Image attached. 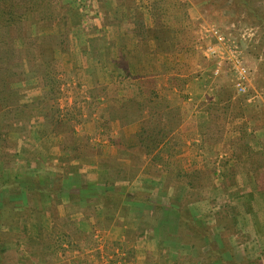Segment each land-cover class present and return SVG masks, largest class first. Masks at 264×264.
<instances>
[{
	"label": "rangeland",
	"instance_id": "1",
	"mask_svg": "<svg viewBox=\"0 0 264 264\" xmlns=\"http://www.w3.org/2000/svg\"><path fill=\"white\" fill-rule=\"evenodd\" d=\"M51 3L46 17L58 11L57 17L54 21L29 24L26 33L18 32L12 43L13 61L9 59L6 63L8 52L0 46V57L5 58L0 68L11 74L8 82L14 90L3 100L0 97V246L3 251L7 250L5 244L15 243L20 237L13 227L26 217L24 210L15 208L10 194L14 198L19 189L42 187L50 189L52 196L66 191V181L62 179L67 180L66 173L70 175L72 166L76 171L91 169L83 168L95 163H79V159L90 160V148L111 132L104 129L112 122L141 121V129L135 135L140 143L142 137L147 143L171 137L177 140L171 149L175 148L176 156L182 155V135L172 134L195 110L196 105L187 93L190 81H200L208 70V82L200 88L206 100L197 106L206 113L210 147H222L201 162H186L181 156L176 161L156 157L170 180L177 184L178 199L183 198L177 201L174 229L169 237H180L191 246L194 264H201V257L206 261L202 264H213V252L219 254L224 264H264V0H51ZM158 21L171 30L172 43L154 39L159 36L153 32ZM122 23L134 24L137 38L153 42L156 47L153 51L165 56L160 74L168 78L167 87H163L164 83L158 87L159 79L153 74L143 75L147 73L143 71L145 67L130 71L118 61L110 70L105 45L112 35L113 39L117 38L115 34H119ZM212 25L231 35L237 53L249 69L250 79L244 94L234 87L228 60L222 61L220 74L213 75L217 61L207 54L203 44L211 42L206 39L205 29ZM30 41L42 45V52L36 47L26 49ZM169 45L172 52L164 49ZM119 51L116 57L124 58ZM228 52L232 55L233 49ZM10 67L12 73L8 72ZM95 94L101 96L96 98ZM11 100L19 107V114L14 107V116L9 115L7 108L13 106ZM143 109L148 112L144 113ZM236 133H240V139L232 136ZM242 141L252 144L246 149L250 162L234 168L235 152L239 150L236 145H242ZM57 142L69 153L61 162L40 154L41 149L46 153V145L53 148L52 143ZM163 150L166 155V146ZM74 160L78 163L73 165ZM141 164L138 162L129 172H122L120 162L112 163L108 178L119 177L124 172L136 173ZM103 168L100 165L97 169ZM55 175L57 179L53 178ZM117 182L101 181L106 191L97 194L96 203L114 205L106 215L120 212L117 205L122 197L115 191L120 187ZM83 184L82 178L77 186L79 192L92 190ZM135 193L138 192L133 190L128 198L137 201L143 196ZM85 196L88 205L96 199L93 190L85 191ZM164 196L161 201L166 200ZM32 197L42 201L39 194L33 193ZM75 197L80 198V194L76 193ZM95 214L91 205L85 210L84 219L95 218ZM201 214L205 221L199 218ZM67 229L81 240L82 246L74 248L90 250V255L83 256L79 264H153L151 248L145 250L144 240L109 243L99 235L92 237L87 230ZM150 233L146 231L148 237ZM205 237L222 238L210 242L209 252L200 256L197 249L203 250L200 246L205 243ZM223 237L236 238L230 243ZM3 257L0 264L17 261L15 257Z\"/></svg>",
	"mask_w": 264,
	"mask_h": 264
},
{
	"label": "crops",
	"instance_id": "2",
	"mask_svg": "<svg viewBox=\"0 0 264 264\" xmlns=\"http://www.w3.org/2000/svg\"><path fill=\"white\" fill-rule=\"evenodd\" d=\"M134 29V24L122 23L119 34H115L117 38L113 39L114 35H112L111 41L105 45L108 67L112 71V65L118 61L130 71L135 70L134 68L145 67L146 70L143 71L147 73L143 75L153 74L152 76L159 79L158 87H161V83H164L163 87H167L168 78L160 74V66L165 61V56L162 53L153 51L156 48L153 42L146 43L137 38L134 34ZM118 50L122 52L121 55L125 56L124 58L118 59L116 57L115 54ZM207 71L203 73L204 75L200 79L201 83L196 79L190 81L187 93L190 101L196 105L195 110L190 113L187 120H184L179 127L174 129V134H172V136L178 133L182 135L184 147L181 151L183 152L182 155L176 156L175 148L173 147L169 149L166 155L162 153L164 146L168 145L171 147L177 142L176 139L171 137L161 139V141L151 140L150 146H156V148L144 149L140 139L135 137L136 133L141 129V121L132 124L128 122L123 124L118 121L112 122L109 128L104 129L106 131L109 129L108 131L111 132L107 133L104 139H98L99 142L92 145L93 148H90L89 152L92 155L89 158L90 160L88 161L87 157L79 159V163H95L94 165H84L83 169L86 166L91 169L76 171L74 170L75 166H72L73 170H71L70 175L66 173L67 180L62 179V181H66L64 184L66 191L63 189L52 196L49 193L50 189L42 187L39 189H19L14 198L10 194L11 201L17 205L15 208L24 210L26 217L24 216V219L21 218L13 227L20 235L14 241L15 243L5 244L6 251H3L2 245L0 246V257H15L17 259L15 264H79L82 261V257H86L90 250L74 248L78 247L75 245L82 246V243L80 239L73 237L70 234V230L67 229L73 227L72 231L76 228L87 230L92 237H98L99 235L109 243L112 240L115 242H128L131 240L138 242L144 240L145 250L149 247L151 248L149 250L152 252L153 264H194L192 251L190 252L191 246L180 237H169L170 232L174 229L172 226L174 225V212L177 201L181 198L178 199L175 191L177 184L170 180L168 173L165 172L166 170L157 163L156 157L162 156L166 161H176L181 156L186 162H193L194 160L201 162L202 160L210 159L208 157L213 154V150L217 152V150L221 149V145L210 147L209 125L206 121V113L197 106L206 100V95L200 88L203 86L202 84L208 82ZM105 81L108 80L105 79ZM173 90L176 92L175 88ZM100 96V94L94 95L96 98ZM143 111L144 113L148 112L146 109H143ZM239 131L241 132V127H239ZM239 134L236 133V135L232 136L238 139L240 137ZM59 142L52 143L53 148L46 145L44 147L46 153H43L41 149L40 154H45L46 158L48 157L51 161L61 162L66 155L69 156V153L61 149ZM251 145L247 141H242V145L241 143L236 145L239 150L235 152L234 168L237 165H244L245 161H249L250 156L246 149L250 148ZM75 161L72 163L73 165L78 163ZM115 162H120L122 172H129L131 168L137 166L138 162L142 164L136 173L129 174L124 172L119 177L108 178L110 173L108 167ZM100 165L101 167L104 166V168L97 169ZM199 166L202 165L199 164ZM58 173H62V171H58ZM54 177L57 179L56 175ZM82 178L84 179L83 187L86 188V185L90 186L96 196L94 202L89 205L85 202L87 200L85 191L91 193L92 190H80L82 192H79V188H77L82 183ZM25 179H27L26 176ZM102 180H114V183L115 180L118 181L116 185H120V187H117L119 190L115 191L120 192L122 198L117 207L120 212L122 211L123 215H120V212L106 215V211L114 208V205H111L113 204L112 202L110 204L106 203V205L96 203L97 194L106 191L103 189L105 184L101 183ZM13 181L17 185L16 180ZM108 190L109 192L112 191L110 188ZM133 190L138 192L137 194L135 193L136 196H140V193L143 194L139 199L140 201L128 198ZM33 193L41 195L42 201H39L37 197L34 200L32 197ZM76 193L80 194V198L75 197ZM162 196L168 200L166 203L162 202L166 200L161 201L163 199ZM90 199L88 200L90 201ZM91 205L94 213H96L94 215L95 218L84 219L85 215L83 214ZM190 209H192V206ZM199 218L201 221H205L202 214ZM148 230L151 231L149 237L146 235ZM221 238L205 237V243L200 246L203 250L196 247L197 253L199 250L200 256H203L202 252L204 255L207 254L210 242L220 241ZM234 238L236 237H223V239H228L230 243ZM8 246L11 251L7 256L6 254L9 252ZM65 247H69L71 250L65 249ZM12 248H14V252ZM235 251L233 253L236 259L240 261ZM212 255L215 258L213 264H224L220 262L218 253L215 254L213 252ZM206 258H208L207 255ZM200 260L202 264L204 259L201 257Z\"/></svg>",
	"mask_w": 264,
	"mask_h": 264
},
{
	"label": "trees",
	"instance_id": "3",
	"mask_svg": "<svg viewBox=\"0 0 264 264\" xmlns=\"http://www.w3.org/2000/svg\"><path fill=\"white\" fill-rule=\"evenodd\" d=\"M6 2V5L4 3ZM158 2V1H156ZM52 8V3L51 0H0V46H4L6 49V52H8V58H6V63L8 62L9 59H12V53H15V50L12 48V43L14 40H16V36L18 37L21 32L26 31V27L28 28L29 24L32 23H38L40 21H54L53 18L55 19L58 15V11L55 14L49 15L50 17H46V13L50 11ZM39 17H42L38 19ZM158 28L156 27L153 29V32L156 34L158 33L159 36H157L156 39L158 42L163 40L168 41L169 43H172L174 38L170 36L171 30L164 27L160 24V22H157ZM163 27V29H162ZM19 32V34H18ZM24 39V38H22ZM32 42L34 46H32ZM30 41L28 45L26 46V49H33V48H38L41 52L43 49V46L40 44H37L35 41ZM169 46L164 47L169 52H172L173 50ZM174 46V44L172 45ZM177 48V47H176ZM5 59V58H4ZM0 57V63L3 62V60ZM11 64H14L13 62H9ZM16 65V64H14ZM4 71V72H3ZM8 72L12 73V68H8ZM34 72V71H33ZM41 72V70H40ZM35 74V73H33ZM14 75V74H13ZM11 74L7 75V69L3 70V68H0V97L2 100L8 96L9 93H13L12 88L9 85L8 80H11ZM13 106H7L9 110V115L14 116V107L17 108V112L19 114V107L16 106V103L11 100ZM151 108V107H149ZM146 133V131H143ZM158 134V133H157ZM142 147L144 149L150 150L151 148H156L150 146L149 143H147L146 140H143L142 137ZM171 147L166 145V150L169 151Z\"/></svg>",
	"mask_w": 264,
	"mask_h": 264
},
{
	"label": "built area",
	"instance_id": "4",
	"mask_svg": "<svg viewBox=\"0 0 264 264\" xmlns=\"http://www.w3.org/2000/svg\"><path fill=\"white\" fill-rule=\"evenodd\" d=\"M205 36L206 39L209 41L211 40V42L203 43L205 44V51L217 61V67L214 70L213 75L217 77L221 71L220 65L222 61L228 60L231 65L235 89L240 94L246 93L248 81L250 79L249 69L245 62L241 59L239 53H237L236 42L232 39V37H230L231 35L221 27L212 25L205 29ZM232 49L233 53L232 55H229L228 51L231 52ZM225 53L227 55L225 57L222 56Z\"/></svg>",
	"mask_w": 264,
	"mask_h": 264
}]
</instances>
